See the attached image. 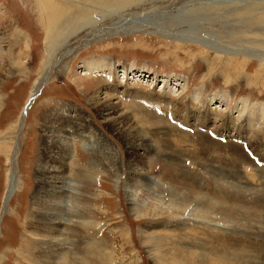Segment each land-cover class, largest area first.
<instances>
[{
  "label": "rangeland",
  "instance_id": "obj_1",
  "mask_svg": "<svg viewBox=\"0 0 264 264\" xmlns=\"http://www.w3.org/2000/svg\"><path fill=\"white\" fill-rule=\"evenodd\" d=\"M104 3L0 0V264H264V0Z\"/></svg>",
  "mask_w": 264,
  "mask_h": 264
},
{
  "label": "bare ground",
  "instance_id": "obj_2",
  "mask_svg": "<svg viewBox=\"0 0 264 264\" xmlns=\"http://www.w3.org/2000/svg\"><path fill=\"white\" fill-rule=\"evenodd\" d=\"M104 1L105 0H37V5H38L39 10L41 12V14H40L41 18H39V19H41L42 23H40V24L44 25V28H45L44 31L46 32V41L49 42V40L53 39V36L57 34L55 31H57L61 25L70 24L71 22H75V21H79V20H85L88 17V16H86L87 12L88 13L91 12L88 10V9H91L90 5L88 6V4H90V3L92 4V2H93L95 4L101 3V5H102L104 3ZM83 2H85V3H83ZM94 7L96 8V6H94ZM96 68H98L97 65L89 66L88 71H90L91 69L94 70ZM84 74H82V76H87ZM37 90L38 89H36V88L33 89L29 93V95L27 96L26 101H25V106L23 107V109L21 111V115L24 111L27 112V108L31 106V104H32L31 100H32V98L36 97ZM214 109H220V108L214 107ZM107 111H108V108L104 112H107ZM259 111L260 110H257L255 112L256 114L255 113L252 114L250 112L249 115L253 116V117L251 119H248V115H247V118H246V122L250 121L254 118H259V121H258L259 123L256 124L257 126L255 125L257 128H261V125H263V117H264L263 116L264 110L262 113H260ZM243 112L244 111L239 110L236 118L237 117L241 118ZM103 114L104 115H102V116H104V117L108 116V114H105V113H103ZM152 117H151V119H152ZM153 118H154L153 120L149 119L150 120L149 122H151L153 124L154 123L159 124L158 122L161 121V118H159V117L156 118V116H154ZM258 124H259V126H258ZM255 126H253V128ZM58 132L61 133V137H64L65 135H67V133H70V134L72 133L68 129H61ZM77 134H79V133H77ZM79 135H81V133ZM65 148H66V144L64 142H61L60 145H58V147H55L54 149H45V151H44L45 153L43 155H47L50 159H54L55 162H61L66 158L65 156H68L67 150ZM68 152H69V150H68ZM95 155L97 157V153ZM69 172L70 171L68 169H64V166H63V168L56 166V167H53L51 170H49L48 173L50 175L47 177V179H49L50 182H49L48 186L54 193H56V194L62 193L63 196H65V197L68 196V192L70 189V186L68 184ZM51 199L52 198H49L48 201L52 202ZM44 215L45 216H43L42 219H44L46 224H47L46 227H44V230L45 231L48 230L49 241L52 242V244H54L56 237L61 232L58 225H60L61 223L63 224V222H64L63 221L64 219L62 217L63 212L62 211L61 212L46 211V212H44ZM67 217H68V215H67ZM63 228H64V226H63ZM38 236H39V234H38ZM42 240H43V238H42Z\"/></svg>",
  "mask_w": 264,
  "mask_h": 264
}]
</instances>
